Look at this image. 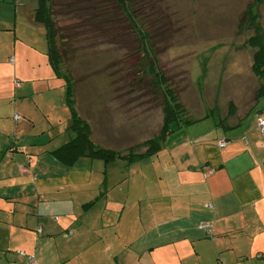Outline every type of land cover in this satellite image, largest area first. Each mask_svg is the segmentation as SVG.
<instances>
[{
	"label": "crops",
	"instance_id": "1",
	"mask_svg": "<svg viewBox=\"0 0 264 264\" xmlns=\"http://www.w3.org/2000/svg\"><path fill=\"white\" fill-rule=\"evenodd\" d=\"M12 44L0 48V264H264V94L177 126L148 157L109 161L131 176L102 158L68 167L51 153L74 135L64 81Z\"/></svg>",
	"mask_w": 264,
	"mask_h": 264
},
{
	"label": "rangeland",
	"instance_id": "2",
	"mask_svg": "<svg viewBox=\"0 0 264 264\" xmlns=\"http://www.w3.org/2000/svg\"><path fill=\"white\" fill-rule=\"evenodd\" d=\"M112 3L104 6L103 23L78 28L82 34L64 29L85 16L73 18L80 14L76 7L55 6L62 32L71 34L61 48L67 53L60 70L75 82L74 105L88 122L95 145L125 151L158 132L166 87L178 96L176 110L183 108L192 118L210 110L211 122L226 114L229 102H243L258 88L261 78L252 69L258 47L250 41L259 35L264 44V0H128L127 8L149 34L150 54L141 49L131 21ZM35 4L36 0H0V27H9L0 32V48L10 49L9 55L16 40L30 55L35 49L47 58L45 29L35 21ZM2 33L17 39L3 42ZM157 72L166 77V84L154 82ZM63 123L54 143L65 137ZM110 163L109 171L120 167V177L136 170L127 162ZM104 168L102 160H95L94 169L102 173Z\"/></svg>",
	"mask_w": 264,
	"mask_h": 264
},
{
	"label": "trees",
	"instance_id": "3",
	"mask_svg": "<svg viewBox=\"0 0 264 264\" xmlns=\"http://www.w3.org/2000/svg\"><path fill=\"white\" fill-rule=\"evenodd\" d=\"M62 1L63 0H59L58 2L55 0H36L34 6L35 21L43 25L45 29L47 60L54 72L64 79L65 98L70 109V125L68 128L74 133L68 141L53 149L51 151L52 155L63 165L72 167L78 165L79 158L83 156L102 158L106 162L114 159L134 161L156 153L165 136L169 132L173 131L179 125L190 124L193 122V118L188 116L183 108L176 110V108L180 107L178 105V96L170 87H166V90H163V94L161 92L163 95L164 118L160 130L153 136L128 146L122 153L113 149L97 146L92 142L89 124L78 114L74 105L75 82L72 76L60 70L62 55H66L67 53L65 49L61 50V48H63L65 43L70 39L71 34H64L61 30L60 21L56 16L58 12L56 11L55 6L57 5L70 8L72 6L74 8L76 7L75 11L80 14L73 15V18L80 17L81 15L85 16V18L80 19L81 23H76V21H74L72 26L69 25L64 29L67 30L70 28L74 32H77L78 28L92 26L95 22H99L98 25L102 24L107 13V10L102 12L104 6H107L109 2H113L112 4H114L117 9L119 7L121 8L122 12L131 21V24L133 25L132 27H135V30H137L141 49L145 52L147 51L146 54L151 53L149 50L150 45L147 43L149 34L146 31H142L133 12L127 8L128 0H65V3ZM77 33L82 34V31ZM253 37L254 39L250 42L253 46L258 48L253 54L252 69L254 73L261 78L260 84L255 90L256 98L259 94H264V44L259 40V35ZM59 45H61V47ZM153 80L155 83L159 82L160 86L167 83L166 77L158 72L154 74ZM159 85L156 86L158 87ZM17 252L19 253V251ZM28 261L29 263L32 262L29 258Z\"/></svg>",
	"mask_w": 264,
	"mask_h": 264
},
{
	"label": "built area",
	"instance_id": "4",
	"mask_svg": "<svg viewBox=\"0 0 264 264\" xmlns=\"http://www.w3.org/2000/svg\"><path fill=\"white\" fill-rule=\"evenodd\" d=\"M12 60H13V59H11V61H12ZM14 82H15L16 85L19 84V80H18V79H15ZM14 117H15V118H19V115H18V114H15ZM257 126H258V129H259L261 132H264V118H263V117H259V118H258ZM225 144H226V141H224V140L219 141V146H224ZM205 205L208 206V207H211V204H210V203H205ZM201 226H202L203 228H206V227L208 226V224L204 222V223L201 224ZM19 253H20V254H24L23 251H19ZM28 258H29V260H31V256H30V255L28 256Z\"/></svg>",
	"mask_w": 264,
	"mask_h": 264
}]
</instances>
